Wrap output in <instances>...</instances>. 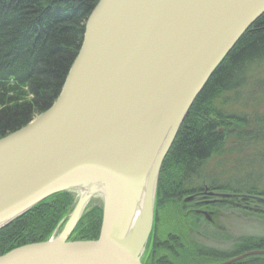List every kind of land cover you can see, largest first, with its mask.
<instances>
[{
	"label": "water",
	"instance_id": "water-1",
	"mask_svg": "<svg viewBox=\"0 0 264 264\" xmlns=\"http://www.w3.org/2000/svg\"><path fill=\"white\" fill-rule=\"evenodd\" d=\"M262 13L264 0H98L54 102L0 138V229L53 194L75 201L47 239L11 249L0 264H143L160 168L180 124ZM95 205L97 238H69Z\"/></svg>",
	"mask_w": 264,
	"mask_h": 264
},
{
	"label": "trees",
	"instance_id": "trees-1",
	"mask_svg": "<svg viewBox=\"0 0 264 264\" xmlns=\"http://www.w3.org/2000/svg\"><path fill=\"white\" fill-rule=\"evenodd\" d=\"M97 1L0 0V138L54 102ZM199 193L213 195L219 211L264 223V13L215 68L180 124L160 168L143 264H215L264 251V234L238 235L228 247L192 239L188 231L201 216L185 198ZM74 201L70 192L53 194L0 229V255L47 239ZM101 217L100 205L89 206L69 238H97ZM230 264H264V253Z\"/></svg>",
	"mask_w": 264,
	"mask_h": 264
},
{
	"label": "flooded vegetation",
	"instance_id": "flooded-vegetation-1",
	"mask_svg": "<svg viewBox=\"0 0 264 264\" xmlns=\"http://www.w3.org/2000/svg\"><path fill=\"white\" fill-rule=\"evenodd\" d=\"M208 195H200L199 193L196 196H188L185 198L190 202L189 210L201 216V221L197 222V225H191L188 232L191 238L197 242L216 247H228L241 234H233L231 236L232 241L228 237L224 238L225 234H230L223 231V227L217 218V214L220 212L210 203L213 200V195ZM214 243L221 245H214Z\"/></svg>",
	"mask_w": 264,
	"mask_h": 264
},
{
	"label": "rangeland",
	"instance_id": "rangeland-1",
	"mask_svg": "<svg viewBox=\"0 0 264 264\" xmlns=\"http://www.w3.org/2000/svg\"><path fill=\"white\" fill-rule=\"evenodd\" d=\"M259 106V105H258ZM257 104L254 106V109H257L256 112L261 109V106L258 107ZM236 107H241L240 104H236ZM250 109H248L249 111ZM210 164L213 163V160H210ZM98 200V199H97ZM99 201V200H98ZM217 214L218 221L223 227V231H226L230 235L235 234H246V235H263L264 234V223L256 221L251 218L242 217L237 211L229 212L226 209H222ZM214 245H221L215 244ZM222 247V246H221Z\"/></svg>",
	"mask_w": 264,
	"mask_h": 264
}]
</instances>
